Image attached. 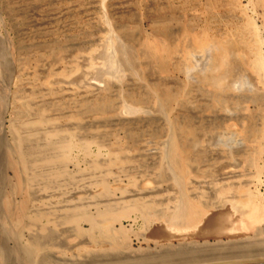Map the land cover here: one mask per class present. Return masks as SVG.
Instances as JSON below:
<instances>
[{
  "label": "rangeland",
  "instance_id": "rangeland-1",
  "mask_svg": "<svg viewBox=\"0 0 264 264\" xmlns=\"http://www.w3.org/2000/svg\"><path fill=\"white\" fill-rule=\"evenodd\" d=\"M200 1V7L193 12V0H0V250L5 249L0 251L4 252L0 264H22L20 248L35 235H43L44 229H72V225L57 226L56 217L72 213L74 207L95 214L97 201L121 203L132 193L144 194V200L149 201L148 193L156 190L161 192L153 194V198L163 203L156 206L157 210L172 205L179 192L173 181L165 179L172 174L164 158L168 118L195 130L193 136L184 134L198 140L188 149L185 183L191 200L197 198L209 206L202 211L201 224L186 231L177 229V238L168 243L145 239L150 229L165 228L164 221L151 212L148 219L136 212L101 226L130 232L123 255L156 254L182 246L203 249L204 253L216 250L230 254L249 249L252 252L247 255L189 264L264 262V244L251 245L264 238V234H258L264 222L239 235L202 237L201 232L213 215L233 209L232 205H245L248 193L264 206V74L255 67L256 54L252 56L246 49L238 52L245 55L247 62L234 74L225 99L215 101L214 89L197 81L207 72L211 52H189L180 70L170 75V88L185 95L183 104L172 106L165 115L159 114L156 99L149 96L150 89L139 80L144 75L146 80L155 81L156 75L142 65L147 60L141 55L145 45L159 51L162 35L156 32L158 28L170 31L169 42L179 49L188 44L184 30L191 24L206 27L209 36L223 40L238 39L239 31L245 29L254 34L249 37L260 40L259 53L264 55V0ZM121 27L130 33L127 43L136 55L134 75L117 53L118 45L126 42ZM93 82L100 86H93ZM109 83L113 88L107 98L113 108L128 109L127 112L120 118V111L104 119L84 118L78 122L70 118L72 113H81L87 99L103 96ZM130 92L148 100L133 104L126 96ZM131 107L135 113L129 111ZM39 116L46 122L37 123ZM148 118L157 121L148 124ZM119 119L124 122L119 124ZM99 120L110 124L98 126ZM93 122L97 127L85 128V123ZM53 128L64 138L73 136L70 140L75 144L63 174L56 177L50 173L57 169L49 170L41 160L45 156L43 136ZM129 132L136 137V143L124 137ZM32 133L35 135L30 136ZM20 134L30 136L33 143L25 144L32 146V165L27 169L17 162L18 149L28 148L17 142ZM104 134L109 142L99 151L97 143L91 142L92 136ZM84 142L89 150L81 146ZM116 160L121 162L109 164ZM18 179L21 185L15 190ZM140 186L144 189L139 190ZM6 201H10V208ZM24 201L26 214L17 223L14 214L21 212ZM88 225L84 223L83 229H89ZM20 231L23 236L17 238L14 233ZM59 239L65 244L64 238ZM87 250L78 247V251L58 258L67 263L75 259L85 262L88 254L100 253ZM49 254L52 260H58L57 250ZM49 262L43 264H52Z\"/></svg>",
  "mask_w": 264,
  "mask_h": 264
},
{
  "label": "bare ground",
  "instance_id": "bare-ground-1",
  "mask_svg": "<svg viewBox=\"0 0 264 264\" xmlns=\"http://www.w3.org/2000/svg\"><path fill=\"white\" fill-rule=\"evenodd\" d=\"M193 1H195V4L191 8V11L195 12L200 7L201 1L200 0L199 1L193 0ZM163 21L165 20L163 19ZM164 27L166 26L164 25L163 28ZM121 28L123 35L125 36L126 42L120 43L118 45L117 53L122 58L124 63L128 65L127 67L128 68L131 67L130 68L131 75H134L136 73L132 71V67L136 64L137 59H136V55H134V51L132 47L128 44L129 42L127 43V39H128L127 37L130 35V33L126 31L124 32V28L123 27ZM158 29L159 30L156 29V32L160 31L159 33L160 35H162V40H160V44H159L160 45L159 51L154 50L149 45H145V50L141 55L147 60V62L145 61L144 64L142 63L141 64L145 68H149V70L152 71V75H156L155 78H153L155 81L152 80L149 81L148 79L146 80L144 75L139 76V80L144 81L145 87L150 89L149 90L150 92L148 94L149 96H152V98L156 99L157 102L156 109L160 115L161 114L165 115V113L169 111L174 105L183 104L184 101L183 97H185V95H183V93L174 92L173 89L170 88V83H171L170 75L180 70V67H182L181 63L184 61L183 59H185L186 58L185 56H187V54L191 51H196L199 49L203 52L206 51L211 52V57L209 58L210 61L207 68V72L201 75L197 81L202 85L211 86L214 89L215 101H222L223 99H225L223 96L227 91L231 89L232 86L231 80L234 77V74L240 68L244 67V65L247 62L245 61L244 58L245 55L241 56V54H238V52H241L242 50L244 51L246 49L250 52V54H252V56H255L256 54L255 67L257 68L258 71H261L264 74V55L259 53L260 40L256 36L254 38L249 37L251 35L250 31H246L245 29H242L238 33V39L223 40L220 38L209 36V32L206 27L204 28L201 27L200 25L191 24L184 30V37L186 34L189 40L188 44L186 45V47L179 49L177 45H172L169 42L171 38L170 31H168L167 29H165L167 30L165 31L162 28H158ZM247 36L249 37L248 38L249 40L246 39ZM176 40H178V38ZM92 85L95 87L100 86L98 82H93ZM263 85H264V80H263ZM111 88H113V85L110 84L108 89H106V92H104L103 96L96 99L91 98V100L87 99L86 102L87 101L88 102L87 104L84 102L85 104L83 105V110L81 111V113H72L70 118L75 119L78 122H80L84 118L94 119V120L101 118L104 119L109 114H113L117 111H120L118 112L119 114L117 113L118 114L117 118H120L121 117L120 115H123V113L127 112L128 109H125L124 111L122 110L123 108L122 109L117 108L116 110L113 108V105L111 104L110 100L107 98L108 97L107 92H109L110 91L109 89ZM51 94L53 95V93ZM126 96L133 104L146 102L148 100V98H145L143 96H138L137 94L135 95L133 92L127 93ZM133 109L135 110L134 107H131L129 111L135 113L133 112ZM115 115L116 114H114L113 116ZM36 120L37 123L46 122V118L42 116H39ZM153 120L157 121L156 118H151V119L148 118L147 123L150 124V122H152ZM122 121L124 122V120ZM122 121L121 119H119L118 123L121 124ZM165 122L167 128V132H166L167 140L165 142L164 158L167 161L168 169L172 173L169 175V177L165 179H170L171 181H173L175 186L178 188L179 196L177 197V200L172 205L167 206V209L157 210L156 206L163 205V203L162 200L156 201L153 198L154 197L152 196L153 194H159L161 192V190H156L154 192H150L151 194L148 193V195H151V199L149 201H145L144 194H140V193L130 194L127 197L128 199L124 200L121 203L116 201H110V199H103L97 201L96 202L97 212L95 214L91 213L89 210L86 209L81 210L78 207H74L72 209L73 211L72 213L66 215L61 214L59 216L57 215L56 217L58 219L57 226L72 225V229H61L59 230V232H56L53 229H44L45 232L43 235H39V234L37 236L35 235L34 237L31 238L32 239L31 241H28L29 243L27 246L20 248L19 252L17 251L19 256L22 258L24 264H43V262H49L50 260H52V258L49 256L50 255L49 252L51 250H57L56 257L60 258L61 256L71 251H78V247L83 248V250L88 249L87 250L88 253L91 252L93 253V251L98 250L101 254L100 253L95 254V256L91 255L90 257L88 256L89 255L88 254L86 256L88 257V260H86L85 262L84 261L79 262L78 260L75 259L74 261L67 263L64 261L61 262L60 259L58 258L57 261L52 260L49 263L52 264H189L207 259H217L220 257H228L235 255H247L248 253L252 252L251 250L246 249V250H240L238 252H233L230 254L222 253L216 250L212 252L204 253L201 252L203 249L202 250H198L194 248L187 249L186 247L182 246V248L175 251L166 250L156 254L147 253L139 256L123 255L124 254L123 250H125L127 247L126 241L127 239H129L130 232L124 229H119V230L112 229L113 228L112 226L108 229H104L101 226V224L105 222H109L113 224L124 217L129 218L131 214L136 212L143 214L145 218H147L149 213L151 212L154 216H156V219L158 218V220L164 221L165 224H163V226L165 225V228H158V227L157 228L155 227V229L149 228L150 230L149 232H147L148 235L145 236V239H153V240H158L160 242L168 243L171 242L174 238H177L176 236L177 235L176 233L178 232L177 229H184L186 231L185 228H190L201 224L203 217L202 211L206 209L208 210L209 206L202 202L196 201L197 198L195 197L194 198L196 200H191L190 195L187 192V186L185 183L186 176L188 173L186 171V160L189 158L188 149L191 148L192 143L194 142L196 143L198 142V140H195V137L193 138L185 137L184 134L193 136L195 134V130L190 125L182 126L180 123H176L173 120H169V118ZM32 123L34 124V122ZM109 124H110L109 121L100 122L99 120L98 122V126H103V125L106 126ZM76 126L80 127L79 124ZM84 126L86 129L89 127H97L95 122L85 123ZM32 130L35 129L32 128ZM48 134L49 135L43 136L44 137L43 140L45 144L44 145L42 144V148H44V152H43L44 154L42 156L44 155L45 156L41 158V160L43 161L42 164H44V166H46L51 171L56 168L57 169L56 172L53 170L54 172H51L50 174L52 176L53 175L60 176L61 174H63L64 171V170L62 171V169L66 166L65 164H67L69 160V152L70 150H72L73 146L75 145L74 142L70 140L71 137L73 136L69 137V139L64 138L65 136L63 137L59 135V131L56 130V128H53L50 132H48ZM33 135L35 134L33 133L32 135L30 134V136ZM30 136L23 137L20 134L17 137V142L21 143L20 145L24 144L23 146L28 147L26 149H18L17 162L22 169H27L32 165L31 164L32 160L30 159V148L32 147L31 145L33 143L29 139ZM104 136L107 135L104 134V135L92 136L93 140L91 142L97 143L99 147V151L109 142V140L103 138ZM53 137H56V139H54ZM124 137L136 143V137L133 135V133L132 134L130 132L125 133ZM29 143H31V145H29L30 147L28 145H25ZM85 144H87V142L82 143L81 146L84 149L89 150V147L88 146L86 147ZM33 146L35 147V145ZM119 149L121 148L119 147ZM31 153H36V152H31ZM40 154L42 153L40 152ZM119 161L120 160H116L113 162L110 161L109 164H116L119 163ZM10 162L12 164L14 163L13 161ZM94 163L95 165L98 164L97 162ZM33 164L36 163L33 162ZM16 175L18 177L19 173L16 172ZM20 182H21L20 179H18L15 190L20 188L21 185ZM146 187L147 186H145V188ZM143 189L142 187L139 188V190H143ZM106 193L108 194L110 193V196L112 195V193L108 191V189H106ZM122 193L124 192L122 191ZM103 196L105 197L109 195H103ZM246 197H247V201L245 202V205H243L241 208H238L236 205H232L233 209L228 210L226 208L222 213L213 215L206 222V228H202L204 229L203 231H201L203 233L202 237H210V236L220 237L222 235H239L242 232L256 228L257 225L258 226L262 225V223L264 222L263 204L261 203V201L258 200L256 201L252 193H248ZM6 206L8 208L11 207L10 201H6ZM20 208H21V212L14 214L17 223H20L26 214L25 211L27 208L26 201L21 203ZM217 208L219 207H216V209ZM234 215H236L235 219H234ZM84 223L89 224L88 225L89 229H83L82 226ZM147 225L149 226V224ZM146 230H148V227ZM20 232L14 233L16 234L17 238L23 236V233ZM258 234H264V227L259 228ZM59 238H64L66 240L65 244L64 242H60L59 240L61 239ZM1 244L3 245L4 243ZM261 244H264V238L257 240V242L253 244L251 243V245H254V247L255 245H261ZM3 249L0 251H3ZM3 253H0V261L4 258Z\"/></svg>",
  "mask_w": 264,
  "mask_h": 264
},
{
  "label": "water",
  "instance_id": "water-1",
  "mask_svg": "<svg viewBox=\"0 0 264 264\" xmlns=\"http://www.w3.org/2000/svg\"><path fill=\"white\" fill-rule=\"evenodd\" d=\"M249 264H264V262H260V263H249Z\"/></svg>",
  "mask_w": 264,
  "mask_h": 264
}]
</instances>
